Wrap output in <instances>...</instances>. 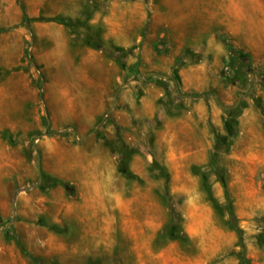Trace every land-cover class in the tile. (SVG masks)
<instances>
[{
    "label": "rangeland",
    "instance_id": "374dc122",
    "mask_svg": "<svg viewBox=\"0 0 264 264\" xmlns=\"http://www.w3.org/2000/svg\"><path fill=\"white\" fill-rule=\"evenodd\" d=\"M237 2L0 0V264H264V0ZM185 71L202 88L184 86ZM116 84L131 86L132 105ZM7 102L26 133L7 131ZM91 111L106 193L85 172L42 173L39 140L65 141L69 158ZM115 115L129 126H111ZM132 123L137 141L124 144Z\"/></svg>",
    "mask_w": 264,
    "mask_h": 264
},
{
    "label": "crops",
    "instance_id": "0c3cea01",
    "mask_svg": "<svg viewBox=\"0 0 264 264\" xmlns=\"http://www.w3.org/2000/svg\"><path fill=\"white\" fill-rule=\"evenodd\" d=\"M230 1L233 4V9H234L233 11L234 12L239 11L240 2L238 3L237 0H230ZM137 41H138V34L135 40H132V41L124 40L123 41L122 39L118 38L117 41H115V43L118 47L128 48L130 46H134L135 44H137L139 42ZM150 46H151V43L144 42L141 48L136 47L133 50H136L137 54L139 53V55L142 54V56H144L145 54L150 53L149 51L152 52ZM197 48L198 46L193 47V49L195 50H198ZM220 52L225 53V50L220 47ZM154 54L156 55V53ZM167 58H169V56ZM195 71H198V69H195ZM187 75H188L187 71L181 72V76H182L181 81L183 80L182 82L184 86H187L190 89H195V90L202 88L203 86L202 78L198 79L197 77V79L194 80V82H192L190 81V79L189 80L187 79L188 77ZM199 75H201V72L199 73ZM118 84H120V81H118ZM117 86H119V89L117 92V100H119L122 106L124 105L127 106V103L129 102H130L129 104L132 105L131 102H133L134 97L131 91V86L127 84H123V86L121 85L122 87L120 85H117ZM112 89L113 88H110L104 91L102 94H103V98L105 97V99L103 98L101 99L106 100V101L110 100V98L108 97V93ZM94 99L95 98L92 97L91 101L93 102ZM99 99H100V96H99ZM7 103H8L7 104V131L11 134L16 133L20 130H23L25 132L26 129L22 125H23V122H26V125H27L28 117H25L23 119H20V117L17 118L16 117V115L18 116V114L16 113L17 109L11 110V108H15V107H13L12 102H7ZM96 112L97 111H91L89 124L87 126V128L91 130L89 131V133H87L85 136L82 137V140H85V141L93 140L94 145L92 144L93 147L89 149L84 146L85 141H82L80 142V144H75L71 146L74 150V153L71 156H69V158L67 157L64 160H62L64 156L61 153H59L57 148L65 147L67 145L65 141H58L48 136H46L44 139L39 140L41 142V150H42L41 152L42 164H43L42 173L47 176H53V177L61 178L63 180L67 179V180L72 181L74 180V174H71L73 173V171L85 172L84 177H83V184L89 185L88 183H90L92 184L93 187L95 186V188L98 189L101 187L100 186L101 181L103 180L104 185H105L104 189L106 193V188H107L106 182L108 180V172H109V168H108L109 150L107 149V147H104V146L102 147V144H101L102 139H100V141H97L94 137L93 130L97 127V124H98L97 123L98 114ZM34 117H35V121L38 124L37 112L34 115ZM101 123H105V121H102ZM115 124L119 126H129L128 124L130 123L121 122L119 118L117 117V115H115V117H113V122L111 126ZM131 125H132L131 136L129 137V139L127 138V140H125L126 137H124V135L121 134L120 139L124 142V144H127L128 140H131V139L134 141L135 140L137 141V133L139 132L138 126L133 125V123ZM38 126L40 127L39 124ZM106 128L109 129V127H106ZM97 146H101L102 151H98ZM58 158L60 159L59 161L60 165L56 166L54 161H56L55 159H58ZM49 161H51V164H49ZM18 162H19V159H18V156L16 155V150H14L13 145L9 143V140L7 138V170L14 172L17 168ZM113 169L114 167H112V170ZM88 171H90V173H88Z\"/></svg>",
    "mask_w": 264,
    "mask_h": 264
},
{
    "label": "trees",
    "instance_id": "16d2710c",
    "mask_svg": "<svg viewBox=\"0 0 264 264\" xmlns=\"http://www.w3.org/2000/svg\"><path fill=\"white\" fill-rule=\"evenodd\" d=\"M25 19L28 20L26 17H25ZM37 19H41V18H37ZM50 20H53V21H60V22H61V19H60V18H53V19H50ZM2 30H3V29L0 28V31H2ZM229 48H230L231 51L233 50L232 47H229ZM239 55H241V53H239ZM126 162H127V158H125V157L123 156L122 161H121V165H120V170H121L122 172H127ZM59 182H61V181H59ZM61 184L64 186L66 192L70 194V192H71V190H72V187H71L69 184L64 183V182H61ZM225 195L227 196L226 190H225ZM227 198H228V197H227ZM228 200H229V199H228ZM228 203H229V209H230V215H231V216H230V222H231V225H232L233 228L237 231L239 237L241 238V233H240L241 231H240V229H239V228L237 227V225H236V219H235L234 214H233L232 211H231L230 201H228ZM240 242H241V241H240ZM241 244H242V243H241Z\"/></svg>",
    "mask_w": 264,
    "mask_h": 264
},
{
    "label": "water",
    "instance_id": "95a60500",
    "mask_svg": "<svg viewBox=\"0 0 264 264\" xmlns=\"http://www.w3.org/2000/svg\"><path fill=\"white\" fill-rule=\"evenodd\" d=\"M155 74H157V73H155L153 71H148V72L145 73L146 76L155 75ZM163 76H167V75H163ZM142 79H143V76L139 75L138 76V81H141ZM210 95L217 101L215 95H213V94H210ZM240 96H242V94H240ZM37 171H38L37 183L32 185V186L38 185L41 182V180H42V173H41L40 164H39V156H38V162H37ZM32 186L25 187L24 190H28ZM7 225H10V221L7 222Z\"/></svg>",
    "mask_w": 264,
    "mask_h": 264
}]
</instances>
